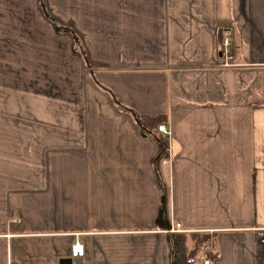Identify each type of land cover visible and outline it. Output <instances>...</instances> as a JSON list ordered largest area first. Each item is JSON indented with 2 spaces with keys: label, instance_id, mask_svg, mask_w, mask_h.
I'll list each match as a JSON object with an SVG mask.
<instances>
[{
  "label": "crops",
  "instance_id": "obj_1",
  "mask_svg": "<svg viewBox=\"0 0 264 264\" xmlns=\"http://www.w3.org/2000/svg\"><path fill=\"white\" fill-rule=\"evenodd\" d=\"M84 7L0 57V264H264V0Z\"/></svg>",
  "mask_w": 264,
  "mask_h": 264
},
{
  "label": "rangeland",
  "instance_id": "obj_2",
  "mask_svg": "<svg viewBox=\"0 0 264 264\" xmlns=\"http://www.w3.org/2000/svg\"><path fill=\"white\" fill-rule=\"evenodd\" d=\"M41 3H44L43 8L40 7ZM87 3L89 0H0V57L3 59L13 51L14 54L34 60L37 54L26 53L27 44L30 47L34 45L40 51V56L54 55L50 52L52 50L66 54L61 51L62 48L59 46L61 41L56 40L52 25H73L75 11L84 10ZM79 18L80 15L77 14L76 20L79 21ZM34 89L35 87L32 90L33 94L36 93ZM0 105L6 107L1 101V92ZM17 146L20 151L16 150L15 154H12V159L28 158L26 152L20 148L21 145Z\"/></svg>",
  "mask_w": 264,
  "mask_h": 264
},
{
  "label": "trees",
  "instance_id": "obj_3",
  "mask_svg": "<svg viewBox=\"0 0 264 264\" xmlns=\"http://www.w3.org/2000/svg\"><path fill=\"white\" fill-rule=\"evenodd\" d=\"M43 6H44V3H41L40 7L43 8ZM55 26L58 29L71 32V34H74V30L67 25L60 24V25H55ZM77 43L79 46V42ZM78 49H80L81 51L80 46ZM86 62L91 64V62L88 59H86ZM142 119L145 122V125L155 127L156 129H157V126L161 122H164L165 120L163 117H158V118H153V119L148 118V117H142ZM174 234H175L174 237H175L176 249L172 257V261L177 264L194 263L195 261H197L198 255L200 251L202 250V246L206 240V237L205 238L201 237L200 234L198 233L177 232ZM212 257H214V254H210L208 256V258H212Z\"/></svg>",
  "mask_w": 264,
  "mask_h": 264
},
{
  "label": "built area",
  "instance_id": "obj_4",
  "mask_svg": "<svg viewBox=\"0 0 264 264\" xmlns=\"http://www.w3.org/2000/svg\"><path fill=\"white\" fill-rule=\"evenodd\" d=\"M229 43L230 42H229L228 37H226V38L224 37L223 44L226 46V45H229ZM157 130L164 135L168 134V130L166 129L165 125H163V124H159L157 126ZM70 252H71L72 257H83L85 254L84 245L80 241L75 240L71 244Z\"/></svg>",
  "mask_w": 264,
  "mask_h": 264
},
{
  "label": "water",
  "instance_id": "obj_5",
  "mask_svg": "<svg viewBox=\"0 0 264 264\" xmlns=\"http://www.w3.org/2000/svg\"><path fill=\"white\" fill-rule=\"evenodd\" d=\"M226 21H219L220 24H224ZM72 260L71 259H65V262L70 263Z\"/></svg>",
  "mask_w": 264,
  "mask_h": 264
},
{
  "label": "bare ground",
  "instance_id": "obj_6",
  "mask_svg": "<svg viewBox=\"0 0 264 264\" xmlns=\"http://www.w3.org/2000/svg\"><path fill=\"white\" fill-rule=\"evenodd\" d=\"M78 258V257H77Z\"/></svg>",
  "mask_w": 264,
  "mask_h": 264
}]
</instances>
